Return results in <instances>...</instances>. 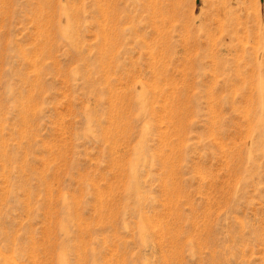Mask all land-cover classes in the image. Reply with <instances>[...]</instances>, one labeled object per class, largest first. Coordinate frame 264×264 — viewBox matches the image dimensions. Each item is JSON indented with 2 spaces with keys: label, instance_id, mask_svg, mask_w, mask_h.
I'll list each match as a JSON object with an SVG mask.
<instances>
[{
  "label": "rangeland",
  "instance_id": "1",
  "mask_svg": "<svg viewBox=\"0 0 264 264\" xmlns=\"http://www.w3.org/2000/svg\"><path fill=\"white\" fill-rule=\"evenodd\" d=\"M0 264H264V0H0Z\"/></svg>",
  "mask_w": 264,
  "mask_h": 264
}]
</instances>
